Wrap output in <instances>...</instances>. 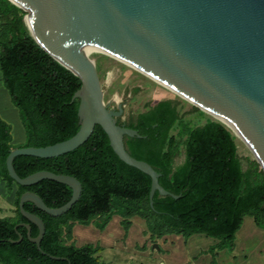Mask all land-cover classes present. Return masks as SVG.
Masks as SVG:
<instances>
[{
	"label": "trees",
	"instance_id": "trees-1",
	"mask_svg": "<svg viewBox=\"0 0 264 264\" xmlns=\"http://www.w3.org/2000/svg\"><path fill=\"white\" fill-rule=\"evenodd\" d=\"M21 11L9 0H0V70L3 86L17 107L25 131L24 143L12 145L11 126L0 117V177L10 191L16 186L14 216L0 217L1 264H102L98 247L67 243L70 223L88 224L98 219L102 229L113 214L122 217L125 230L138 216L152 236L169 233L188 237L203 233L218 239L209 249H234L236 232L248 215L264 228V171L255 160L243 167L235 136L222 123L207 119L186 126L184 160L174 166L180 141L172 133L182 122L178 103L167 98L149 105L127 120L126 127L141 137L124 136L125 146L136 159L148 162L159 173V184L177 197L156 190L150 204L151 177L123 162L110 146L108 136L96 125L89 139L78 148L52 158L17 155L13 166L20 177L39 170L67 174L82 184L78 201L64 214L51 216L32 201L24 209L38 215L45 231L40 247L46 253L65 257L55 260L42 254L28 238L38 226L18 209L20 195L32 191L49 207H60L72 195V187L49 179L22 186L8 174L6 158L14 147L46 146L73 136L79 129V99L74 93L81 80L54 60L30 35ZM22 237L20 241H15Z\"/></svg>",
	"mask_w": 264,
	"mask_h": 264
},
{
	"label": "water",
	"instance_id": "water-1",
	"mask_svg": "<svg viewBox=\"0 0 264 264\" xmlns=\"http://www.w3.org/2000/svg\"><path fill=\"white\" fill-rule=\"evenodd\" d=\"M9 1L26 11L23 21L36 43L81 80V87L73 95V99H79L77 132L46 146L14 147L6 158L7 172L19 185L49 179L72 187L70 199L55 208L32 191L19 197V212L39 228L37 236L31 237L29 224L23 223L28 238L42 254L67 260L41 249L44 222L25 210L24 203L32 201L47 214L60 216L78 201L82 184L71 175L48 170L20 177L13 166L17 155L60 156L85 143L100 125L116 155L151 177V205L156 190L162 196H179L159 184V173L152 165L128 152L124 136L141 135L117 123L116 117L123 112L120 105L114 109L104 103L91 59L102 53L129 61L233 133L230 124L248 143L264 171V0ZM21 239L19 236L15 241Z\"/></svg>",
	"mask_w": 264,
	"mask_h": 264
},
{
	"label": "crops",
	"instance_id": "crops-1",
	"mask_svg": "<svg viewBox=\"0 0 264 264\" xmlns=\"http://www.w3.org/2000/svg\"><path fill=\"white\" fill-rule=\"evenodd\" d=\"M1 84L2 74L0 117L9 123L17 115L9 102L11 98L7 89ZM173 165H178L175 158ZM15 191L13 188L9 191L0 177V217L14 216ZM121 220L120 215L113 214L102 229L96 226L97 218L88 224L71 222L70 236L66 241L77 247L88 244L98 247L95 255L102 264H213L209 249L218 243L217 238L203 233L188 237L169 233L156 237L150 234L145 221L138 216L130 218L127 230L123 228ZM244 222H248V226L241 233ZM253 224L251 216L243 217L242 225L235 234L233 251L215 249L217 264H257L260 261L264 228L256 229L257 226Z\"/></svg>",
	"mask_w": 264,
	"mask_h": 264
},
{
	"label": "rangeland",
	"instance_id": "rangeland-1",
	"mask_svg": "<svg viewBox=\"0 0 264 264\" xmlns=\"http://www.w3.org/2000/svg\"><path fill=\"white\" fill-rule=\"evenodd\" d=\"M19 9L21 11L23 10L21 8ZM91 59L95 63L100 83L102 85L104 103L109 108L116 109L120 105L123 109L120 120L127 121L129 117L134 116L137 112L145 110L147 106L162 99L171 98L178 103L182 122H179L173 128L172 133L180 141L179 150L175 156V160L177 164H181L184 160V148L181 142L185 138L184 129L186 126L202 124L209 118L213 119V117L191 102L177 95L171 89L156 82L145 73L138 71L133 66L126 64L115 57L102 53ZM10 101L11 100H9V102ZM10 104L17 115V117L15 116V119L9 120V124L12 128V145L18 146L25 141V131L17 107L11 102ZM234 136L238 154L241 158L243 167L246 168L250 160H255V156L241 139L236 135ZM13 189H16L15 184H13ZM247 226L248 222H244L241 233L245 231ZM256 229L263 228L256 227ZM261 249L262 253L259 255L260 261L257 264H264V242L261 244ZM228 251H233V249ZM253 261L255 262L254 259Z\"/></svg>",
	"mask_w": 264,
	"mask_h": 264
},
{
	"label": "bare ground",
	"instance_id": "bare-ground-1",
	"mask_svg": "<svg viewBox=\"0 0 264 264\" xmlns=\"http://www.w3.org/2000/svg\"><path fill=\"white\" fill-rule=\"evenodd\" d=\"M27 10V9H26ZM28 11V10H27ZM104 54V53H103ZM106 55V54H105ZM110 56H112V57H115V58H117V59H119V60H121V61H123L124 63H126V64H129V65H131V66H134L132 63H130L129 61H127V60H125V59H122V58H120V57H117L116 55H112V54H110ZM136 68V67H135ZM166 86V85H165ZM167 87V86H166ZM167 88H169V89H171L170 87H167ZM171 90H173V89H171ZM208 112V111H207ZM211 114V113H210ZM212 116V115H211ZM227 125H228V127L233 131V133H235V135L239 138V139H241L248 147H249V145H248V143H246L245 141H244V139H242V137L235 131V129L230 125V124H228L227 123ZM251 150V149H250Z\"/></svg>",
	"mask_w": 264,
	"mask_h": 264
},
{
	"label": "flooded vegetation",
	"instance_id": "flooded-vegetation-1",
	"mask_svg": "<svg viewBox=\"0 0 264 264\" xmlns=\"http://www.w3.org/2000/svg\"><path fill=\"white\" fill-rule=\"evenodd\" d=\"M120 118H121V116L116 117V119H117V123L120 124V125H124V126H126L127 121H122V120H120Z\"/></svg>",
	"mask_w": 264,
	"mask_h": 264
}]
</instances>
